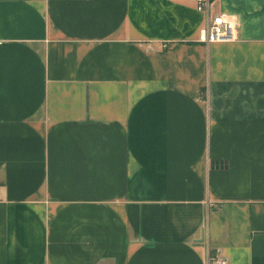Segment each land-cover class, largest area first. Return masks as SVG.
<instances>
[{
  "label": "crops",
  "instance_id": "1",
  "mask_svg": "<svg viewBox=\"0 0 264 264\" xmlns=\"http://www.w3.org/2000/svg\"><path fill=\"white\" fill-rule=\"evenodd\" d=\"M0 0V264H264V0Z\"/></svg>",
  "mask_w": 264,
  "mask_h": 264
},
{
  "label": "built area",
  "instance_id": "2",
  "mask_svg": "<svg viewBox=\"0 0 264 264\" xmlns=\"http://www.w3.org/2000/svg\"><path fill=\"white\" fill-rule=\"evenodd\" d=\"M216 0H193L197 11L207 16V25L201 32V40L206 44L231 43L238 38V20L235 16L221 14L210 17V8ZM206 264H227L224 258H217L211 255L207 258Z\"/></svg>",
  "mask_w": 264,
  "mask_h": 264
},
{
  "label": "trees",
  "instance_id": "3",
  "mask_svg": "<svg viewBox=\"0 0 264 264\" xmlns=\"http://www.w3.org/2000/svg\"><path fill=\"white\" fill-rule=\"evenodd\" d=\"M211 253V252H210ZM211 255H212V253H211Z\"/></svg>",
  "mask_w": 264,
  "mask_h": 264
}]
</instances>
